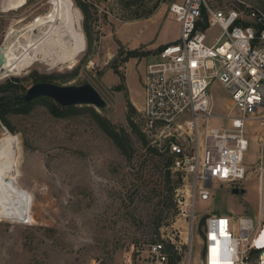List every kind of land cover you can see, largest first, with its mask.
Wrapping results in <instances>:
<instances>
[{
    "label": "rangeland",
    "instance_id": "rangeland-1",
    "mask_svg": "<svg viewBox=\"0 0 264 264\" xmlns=\"http://www.w3.org/2000/svg\"><path fill=\"white\" fill-rule=\"evenodd\" d=\"M71 1L82 14L85 50L73 64L37 61L18 74L3 73L0 100L23 95L43 81L89 82L107 106H76L57 116L48 100L38 99L7 113L0 128V264H152V241L166 244L170 264L172 242L163 235L186 228L176 199L190 178L151 143L140 109L148 63L161 46L180 38L181 23L170 7L182 0ZM207 1L225 11L246 10L249 3L264 12V0ZM51 6L50 0H27L17 10L1 12L0 49L17 43L19 32ZM12 28L19 32L8 38ZM208 33L215 39L220 29ZM210 90L216 112L224 113L231 100L228 89L214 79ZM100 118L129 136V152ZM260 150L250 137L244 157L248 174L235 184L247 193L233 194L234 184L215 182L209 200L197 199L199 219L216 214L257 220L264 209ZM203 248L197 225L189 264H201ZM183 263L182 257L178 264Z\"/></svg>",
    "mask_w": 264,
    "mask_h": 264
},
{
    "label": "built area",
    "instance_id": "built-area-1",
    "mask_svg": "<svg viewBox=\"0 0 264 264\" xmlns=\"http://www.w3.org/2000/svg\"><path fill=\"white\" fill-rule=\"evenodd\" d=\"M245 4L246 10L225 11L207 0L173 3L170 13L181 23L180 38L160 47L143 77V131L190 178L176 199L178 219L186 228L163 235L184 255L183 264L190 263L201 221L197 199L209 200L217 181L240 187L235 184L248 174L244 157L250 137L261 144L258 168L264 191V12ZM214 27L220 34L210 39ZM214 79L231 96L222 114L210 90ZM202 228L201 264H264V209L257 220L207 215ZM149 252L152 264H168L163 241L151 243Z\"/></svg>",
    "mask_w": 264,
    "mask_h": 264
},
{
    "label": "bare ground",
    "instance_id": "bare-ground-1",
    "mask_svg": "<svg viewBox=\"0 0 264 264\" xmlns=\"http://www.w3.org/2000/svg\"><path fill=\"white\" fill-rule=\"evenodd\" d=\"M26 3L27 0H2L3 12L17 10ZM50 4L51 10L46 15L38 16L22 31L11 29L8 38L19 32V39L17 43L3 45L6 63L0 70V78L3 73L18 74L37 61L73 64L85 50L80 9L71 0H50Z\"/></svg>",
    "mask_w": 264,
    "mask_h": 264
},
{
    "label": "water",
    "instance_id": "water-1",
    "mask_svg": "<svg viewBox=\"0 0 264 264\" xmlns=\"http://www.w3.org/2000/svg\"><path fill=\"white\" fill-rule=\"evenodd\" d=\"M3 12L2 0H0V13ZM6 63V54L4 47L0 49V70ZM41 97H47L54 100L63 107L71 106H94L99 110H103L107 106L106 100L100 92L89 82L83 84L59 85L53 82H39L31 86L23 95L12 98L15 102L29 103ZM3 126L0 119V128ZM232 193L236 195H245L247 190L243 187H234ZM207 215L204 216L199 223V230L205 237L203 226L206 223ZM203 250V254H204Z\"/></svg>",
    "mask_w": 264,
    "mask_h": 264
},
{
    "label": "trees",
    "instance_id": "trees-1",
    "mask_svg": "<svg viewBox=\"0 0 264 264\" xmlns=\"http://www.w3.org/2000/svg\"><path fill=\"white\" fill-rule=\"evenodd\" d=\"M204 26L207 27L208 25L205 24ZM12 98L13 97H7V98H2L0 100V119L4 123H7L6 115L8 112H18L19 107L27 108L28 106L32 105L34 102V101L29 102V103L15 102L12 100ZM39 99L48 100L49 104H50L51 112L57 116L67 114V113H69L73 110H76L78 108L76 106L63 107V106L59 105L58 103H56L54 100L47 98V97H41ZM99 121L103 125H106L105 122L101 118L99 119ZM133 127H135V125H133ZM106 128L111 132V135L114 137L115 141L122 148V150L125 152H129V150H130L129 136L125 133H122V134L116 133L115 131L111 130V128H109L108 126ZM143 140H144L145 144L148 143V140L144 136H143ZM167 154L170 155L168 152H167ZM168 157H169V160H171L170 163H172L173 162V156L170 155ZM153 242H155V241H152L151 243H153ZM168 247H169V250L172 251V257L170 259L171 260L170 264H178L182 260V256L179 255L177 253V251L174 249V245L169 244Z\"/></svg>",
    "mask_w": 264,
    "mask_h": 264
}]
</instances>
